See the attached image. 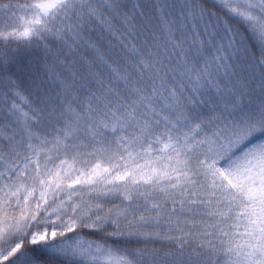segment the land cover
<instances>
[{"label":"snow or ice","instance_id":"obj_1","mask_svg":"<svg viewBox=\"0 0 264 264\" xmlns=\"http://www.w3.org/2000/svg\"><path fill=\"white\" fill-rule=\"evenodd\" d=\"M0 264H264V0H0Z\"/></svg>","mask_w":264,"mask_h":264}]
</instances>
